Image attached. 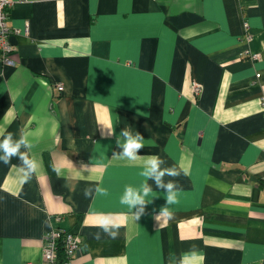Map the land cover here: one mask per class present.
<instances>
[{
	"label": "crops",
	"instance_id": "0c3cea01",
	"mask_svg": "<svg viewBox=\"0 0 264 264\" xmlns=\"http://www.w3.org/2000/svg\"><path fill=\"white\" fill-rule=\"evenodd\" d=\"M9 12L0 136L31 132L39 167L22 182L16 158L0 163V264H42L54 225L82 238L72 264H178L189 252L264 264V0H13ZM127 125L147 139L141 159L180 172L164 178L181 190L170 218L155 219L162 190L136 222L119 202L144 179L114 155ZM67 158L94 163L109 195H84L86 170L57 177L51 164ZM102 214L122 223L115 239L96 226Z\"/></svg>",
	"mask_w": 264,
	"mask_h": 264
},
{
	"label": "clouds",
	"instance_id": "9594fccd",
	"mask_svg": "<svg viewBox=\"0 0 264 264\" xmlns=\"http://www.w3.org/2000/svg\"><path fill=\"white\" fill-rule=\"evenodd\" d=\"M103 126L107 130L106 134L108 136L115 133L114 124L108 123ZM34 140L35 137L29 131L21 133L18 137L7 133L0 136V163L9 164L13 158H16L19 161L18 172L22 182L29 180L39 167L38 161L30 155V150L34 147ZM146 141L147 139L140 132L136 129L133 130V127L128 125L116 136L118 151L114 155L125 161V166L139 168L140 175L144 178L138 185H126L119 197L120 204L131 212L135 222L144 214L146 205L152 202V198L156 196L153 193L157 190H162L167 204L159 210L158 214L155 215V219L162 221L165 218H170L172 214L170 206L177 202V197L181 191L173 181L164 179L166 176L175 177L180 175L175 167H166L164 159L156 154L141 159L140 150L146 147ZM90 159L94 162L95 157ZM67 161L71 165L70 168L63 162L51 164V168L57 177L65 176L74 170V175L77 178H82L85 176L83 172L86 170L89 173L86 176L90 177L95 186L86 188L84 195L86 197H106L109 195V191L103 185L101 177L92 172L94 163L91 167L82 164L80 170H78L68 158ZM184 172L187 174V169H184ZM96 226L103 233L115 239L122 223L111 215L102 214L97 216ZM178 264H198V257L195 252L184 253L180 256Z\"/></svg>",
	"mask_w": 264,
	"mask_h": 264
},
{
	"label": "built area",
	"instance_id": "2783aa9c",
	"mask_svg": "<svg viewBox=\"0 0 264 264\" xmlns=\"http://www.w3.org/2000/svg\"><path fill=\"white\" fill-rule=\"evenodd\" d=\"M13 5V0H0V60L4 63L15 65L16 61L10 57L14 47L9 41L12 27L9 24V9ZM245 36L252 39L251 26L244 24ZM255 59L260 58V53H252ZM58 90H63L62 83L56 85ZM203 86L199 82L193 84V92L200 95ZM59 219V218H58ZM82 238L79 234L68 231L64 228L53 226L47 233L43 242V263L42 264H72V259L78 255L81 249ZM61 248L65 258H61ZM27 264H33L29 262Z\"/></svg>",
	"mask_w": 264,
	"mask_h": 264
},
{
	"label": "trees",
	"instance_id": "16d2710c",
	"mask_svg": "<svg viewBox=\"0 0 264 264\" xmlns=\"http://www.w3.org/2000/svg\"><path fill=\"white\" fill-rule=\"evenodd\" d=\"M61 249H62V250H61L60 255H61V258L64 259V258H65V254L63 253V248H61Z\"/></svg>",
	"mask_w": 264,
	"mask_h": 264
}]
</instances>
